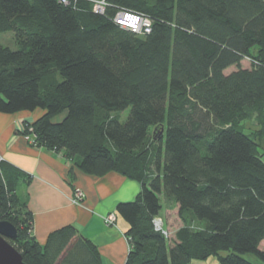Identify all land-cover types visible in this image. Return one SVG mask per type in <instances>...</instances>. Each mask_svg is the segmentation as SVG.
<instances>
[{"label":"trees","instance_id":"16d2710c","mask_svg":"<svg viewBox=\"0 0 264 264\" xmlns=\"http://www.w3.org/2000/svg\"><path fill=\"white\" fill-rule=\"evenodd\" d=\"M119 12L146 17L149 31L117 23ZM7 32L16 48L0 42V112L41 109L25 123L32 145L139 182L116 205L124 264H264V0H0ZM28 179L0 163V221L15 226L22 260L102 264L73 225L35 239L18 194Z\"/></svg>","mask_w":264,"mask_h":264},{"label":"crops","instance_id":"0c3cea01","mask_svg":"<svg viewBox=\"0 0 264 264\" xmlns=\"http://www.w3.org/2000/svg\"><path fill=\"white\" fill-rule=\"evenodd\" d=\"M42 113L41 109L0 112V154L4 162L29 177L20 183L18 194L32 214L31 234L44 244L52 231L73 225L95 244L102 264H124L128 224L117 214L116 205L132 201L140 191L139 182L114 171L101 176L84 173L63 153L32 145L25 139V123ZM247 125L255 127L251 121ZM260 144L264 152V137ZM76 188L84 193L79 204L71 201ZM159 214L165 219L164 213ZM202 263L219 264L209 258Z\"/></svg>","mask_w":264,"mask_h":264},{"label":"built area","instance_id":"2783aa9c","mask_svg":"<svg viewBox=\"0 0 264 264\" xmlns=\"http://www.w3.org/2000/svg\"><path fill=\"white\" fill-rule=\"evenodd\" d=\"M61 1L64 3H70V0H61ZM93 9L94 11L99 13L103 12L104 2L96 1ZM115 21L136 33L148 32L150 27L149 19L137 13L119 12L115 16ZM30 130L31 128L29 127V131ZM32 138H34L32 135H25V139L29 140L30 142H32ZM2 161H4V158L0 154V163ZM83 197H84V193L79 188H76L71 201L74 204H79L82 201ZM110 220H111L110 217L107 218L108 222H110ZM152 226L155 231H158L164 235L167 234L164 227V220L160 215H155L152 218Z\"/></svg>","mask_w":264,"mask_h":264},{"label":"water","instance_id":"95a60500","mask_svg":"<svg viewBox=\"0 0 264 264\" xmlns=\"http://www.w3.org/2000/svg\"><path fill=\"white\" fill-rule=\"evenodd\" d=\"M17 237V230L6 220L0 221V264H26L19 251L9 242Z\"/></svg>","mask_w":264,"mask_h":264},{"label":"rangeland","instance_id":"374dc122","mask_svg":"<svg viewBox=\"0 0 264 264\" xmlns=\"http://www.w3.org/2000/svg\"><path fill=\"white\" fill-rule=\"evenodd\" d=\"M0 42H1L2 45L8 46L11 49H15L16 48L15 43L13 41V37H12V33L11 32H7L5 34L0 35ZM242 63H243L244 66H247L248 65V60L247 59H244ZM127 113H128V110H125V111H123V112L120 113V116H121V119L122 120H124L126 118ZM251 122L253 123V121H251ZM25 126H26V124H25ZM161 204H162V208H161L160 213L163 215V213L165 212V206H164V200H163V198H161ZM260 248H263L264 249V240L261 242ZM243 257L247 258L250 261L251 260L252 261H254V260L255 261H258L256 259V257L253 254H251V253L244 254ZM209 259L216 260V257L215 256H210Z\"/></svg>","mask_w":264,"mask_h":264}]
</instances>
